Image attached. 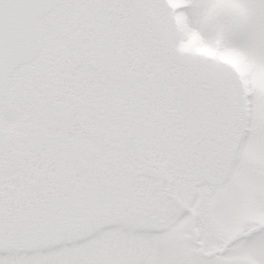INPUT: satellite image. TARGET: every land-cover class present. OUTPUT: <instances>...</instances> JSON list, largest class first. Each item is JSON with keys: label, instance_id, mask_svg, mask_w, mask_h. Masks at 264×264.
<instances>
[{"label": "snow or ice", "instance_id": "snow-or-ice-1", "mask_svg": "<svg viewBox=\"0 0 264 264\" xmlns=\"http://www.w3.org/2000/svg\"><path fill=\"white\" fill-rule=\"evenodd\" d=\"M0 264H264V0H0Z\"/></svg>", "mask_w": 264, "mask_h": 264}]
</instances>
